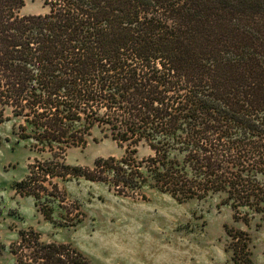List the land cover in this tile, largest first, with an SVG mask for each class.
<instances>
[{
    "label": "trees",
    "instance_id": "obj_1",
    "mask_svg": "<svg viewBox=\"0 0 264 264\" xmlns=\"http://www.w3.org/2000/svg\"><path fill=\"white\" fill-rule=\"evenodd\" d=\"M23 5L0 0V121L17 120L42 154L18 193L49 219L43 182L58 191L52 178L83 177L122 195L217 194L234 220L264 223V0H43L44 13L20 14ZM94 129L125 153L67 164L66 149ZM140 143L148 155H136ZM227 233L233 263L251 264L247 233ZM19 235L15 264H91L32 229Z\"/></svg>",
    "mask_w": 264,
    "mask_h": 264
},
{
    "label": "rangeland",
    "instance_id": "obj_2",
    "mask_svg": "<svg viewBox=\"0 0 264 264\" xmlns=\"http://www.w3.org/2000/svg\"><path fill=\"white\" fill-rule=\"evenodd\" d=\"M23 1L20 14L47 10L43 0ZM16 121H0V264H15L18 251L14 254L12 248L18 246L19 233L30 229L43 242L77 249L91 264H234L227 231L242 230L248 235L251 264H264L261 216L254 214L247 224L236 221L217 194L179 202L150 187L122 195L100 181L52 178L58 191L43 182L51 200L47 201L50 218H46L31 196L14 187L26 176L28 164L42 156L30 149L29 140L18 137ZM125 148L94 129L84 144L66 149L65 161L92 167L97 158L122 156ZM136 151L138 157L150 153L143 143Z\"/></svg>",
    "mask_w": 264,
    "mask_h": 264
}]
</instances>
